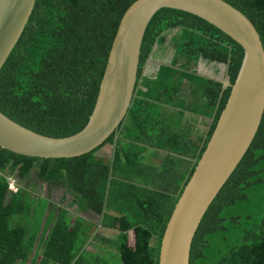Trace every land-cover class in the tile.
I'll return each instance as SVG.
<instances>
[{
	"label": "trees",
	"instance_id": "obj_1",
	"mask_svg": "<svg viewBox=\"0 0 264 264\" xmlns=\"http://www.w3.org/2000/svg\"><path fill=\"white\" fill-rule=\"evenodd\" d=\"M134 1L36 0L0 70V112L49 137L82 130L93 110L119 21ZM223 1L247 17L264 49V0ZM170 53V64H161L154 76H142L151 56L162 59ZM179 58L187 63L203 59L226 65L233 84L243 50L205 20L162 8L143 36L134 98L126 118L100 147L69 159L31 158L0 148V264H158L170 214L230 93V87L204 82L203 103L194 109L212 122L203 142L190 139L182 119L185 102L176 99L181 83L175 80ZM175 102L180 108L177 115L169 110ZM106 144L114 145L108 161L97 156ZM145 150L154 155L166 152L158 167L145 162L141 154ZM32 173L38 181L71 196L74 221L68 208L62 207L54 221L50 213L46 216L40 234V221L29 227L35 205L19 184ZM7 176L17 181L16 192L8 189ZM86 212L99 216L101 227L118 233L107 240L115 253L109 260L79 249L77 242L89 229L78 214ZM189 264H264V112L247 152L194 234Z\"/></svg>",
	"mask_w": 264,
	"mask_h": 264
},
{
	"label": "water",
	"instance_id": "obj_2",
	"mask_svg": "<svg viewBox=\"0 0 264 264\" xmlns=\"http://www.w3.org/2000/svg\"><path fill=\"white\" fill-rule=\"evenodd\" d=\"M36 0H0V70L17 44ZM170 8L216 27L243 50V58L216 126L165 226L158 264H189L194 234L259 128L264 112V49L252 23L223 0H135L113 37L87 124L67 137H49L0 112V148L39 159H69L100 147L123 124L134 98L140 48L154 14Z\"/></svg>",
	"mask_w": 264,
	"mask_h": 264
},
{
	"label": "crops",
	"instance_id": "obj_3",
	"mask_svg": "<svg viewBox=\"0 0 264 264\" xmlns=\"http://www.w3.org/2000/svg\"><path fill=\"white\" fill-rule=\"evenodd\" d=\"M153 57L154 56H151L145 63L142 70V76L150 77L148 76V74L152 69L151 59ZM172 60H173V54L169 56L168 60L165 63H159L157 69L161 64H170ZM175 68L178 71L175 80L181 82L179 87L180 90L176 96V99L185 102V109L182 111L183 113L182 119H183V123L187 124V128H186L187 136L195 142L197 141L203 142L207 137V132L212 122V118L210 116H205L197 113L194 108L200 107L203 103V99L201 98L200 94L204 88L205 81L218 83L222 86V89H225L224 83L226 84L229 82V79L227 77V67L226 65L220 63L208 62L203 59H198L196 61L187 63L185 60L179 58L175 65ZM156 72L154 75H156ZM193 77L195 78V80H192ZM196 87H198V91H196L195 89ZM169 110H171V112L173 113H176L177 115L178 112L180 111V108L178 107V104L175 102L174 105H171L169 107ZM86 213H90V212H86ZM90 215L93 214L90 213ZM96 218H98L97 225H94L93 228L94 230H92L91 228L92 231L90 233L91 236L95 237L94 241H92L91 243L93 246L89 247L88 245L87 247H85V249L92 253H98L105 259L109 260L111 258L110 256L111 255L114 256L115 253L109 248L110 245L108 243L109 241L107 240L115 239L118 233L117 231L101 227L100 217L96 216ZM84 226H87L88 229L90 227V225L86 221ZM98 227H101V230L104 231V234H102L101 231L97 233ZM109 235H115V236L112 238ZM133 244H134V235L133 232L130 231L128 233V245L132 247ZM82 246L83 244L80 246L79 249H83Z\"/></svg>",
	"mask_w": 264,
	"mask_h": 264
},
{
	"label": "rangeland",
	"instance_id": "obj_4",
	"mask_svg": "<svg viewBox=\"0 0 264 264\" xmlns=\"http://www.w3.org/2000/svg\"><path fill=\"white\" fill-rule=\"evenodd\" d=\"M169 37L170 35L168 36V38ZM171 54L172 53H170L167 58H162V59H159V57L157 56L153 57L151 59L152 69L150 70V73L148 74V76L150 77L153 76L156 72L158 64L165 63ZM113 148H114L113 144H106L97 152V156H99L105 161H108L112 157ZM146 151L147 150L141 153L145 158L144 159L145 162H149L155 167H158L161 164V162L164 159L165 153H166V152H160L154 155L153 151L148 150L147 153ZM7 180L9 182L8 189L14 192L15 189L17 188V181L14 179L13 176H7ZM19 186L24 187L27 190V193H29L31 200L34 202L36 211L34 212V218L30 221L29 227L33 228L40 221L39 232H38L39 234L41 233V230L43 228L46 216L50 213L51 220L54 221L57 217L59 208H62V207L68 208V210L70 211L69 218L71 221H74L75 219L74 213L76 209H75V206L70 205L71 196L65 193L64 189L49 187L46 183H42L38 181L35 178L34 173L30 175L27 182L20 183ZM45 205H46V208H45ZM44 208H45V212L42 216V212L44 211ZM78 215L82 216L85 219V221L90 225L89 227L90 231H88L89 233L87 232L88 234L80 236L77 244L80 243L82 245L83 242H85V240H86V243H92V241H94V237L91 236L90 233L92 230H94L93 229L94 225H97L98 218H96V216L94 215H90V213H84V214L80 213ZM25 223H22V224L25 225ZM97 230H98L97 233L101 231L102 234H104V231L101 230V227H98ZM83 236L85 240H83L82 238ZM109 236L113 238L115 235H109ZM87 246L88 245L85 244L83 248ZM17 264H22V263L18 262Z\"/></svg>",
	"mask_w": 264,
	"mask_h": 264
},
{
	"label": "built area",
	"instance_id": "obj_5",
	"mask_svg": "<svg viewBox=\"0 0 264 264\" xmlns=\"http://www.w3.org/2000/svg\"><path fill=\"white\" fill-rule=\"evenodd\" d=\"M16 190H17V188L15 189V191H14V192H16Z\"/></svg>",
	"mask_w": 264,
	"mask_h": 264
}]
</instances>
